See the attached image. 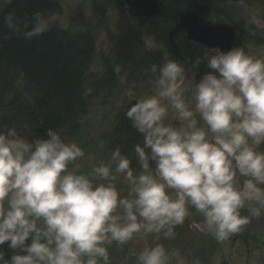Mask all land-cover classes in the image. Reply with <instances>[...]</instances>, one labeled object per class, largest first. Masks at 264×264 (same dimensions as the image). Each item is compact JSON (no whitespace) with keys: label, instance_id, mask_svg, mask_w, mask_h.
Here are the masks:
<instances>
[{"label":"clouds","instance_id":"9594fccd","mask_svg":"<svg viewBox=\"0 0 264 264\" xmlns=\"http://www.w3.org/2000/svg\"><path fill=\"white\" fill-rule=\"evenodd\" d=\"M51 17L37 13L25 35ZM204 58L213 71L199 81L171 57L151 66V91L126 112L142 135L131 153L86 151L54 129L0 131V245L13 250L0 264H113L128 245L131 264H200L168 243L186 221L222 243L264 217V55L236 46Z\"/></svg>","mask_w":264,"mask_h":264},{"label":"rangeland","instance_id":"374dc122","mask_svg":"<svg viewBox=\"0 0 264 264\" xmlns=\"http://www.w3.org/2000/svg\"><path fill=\"white\" fill-rule=\"evenodd\" d=\"M209 1L205 17L236 25L237 45L264 55V0ZM158 2L161 15L146 24L124 18L120 7L105 0H11L0 5V131L15 127L32 140L47 138V130L54 129L86 151L96 152L104 144L102 155L117 145L131 153L142 135L126 112L135 103L132 97L151 91V66L171 57L196 81L207 69L205 49L190 42L179 25L180 14L193 9L194 0ZM37 13L52 16L53 22L29 38L25 33L35 25ZM9 14L16 28L9 26ZM251 227L250 222L218 243L193 216L168 243L200 264H264V239L253 240ZM0 250L6 258L13 252L8 246ZM132 250V245L115 249L113 264L125 258L131 264Z\"/></svg>","mask_w":264,"mask_h":264},{"label":"water","instance_id":"95a60500","mask_svg":"<svg viewBox=\"0 0 264 264\" xmlns=\"http://www.w3.org/2000/svg\"><path fill=\"white\" fill-rule=\"evenodd\" d=\"M126 1L130 6L136 9L140 8L143 2V0L142 2L140 0ZM147 8V13L149 15H153L156 12V6L151 4V2L147 5ZM181 20L190 39L207 44L211 47L223 46V44L226 43L227 45L223 51L231 49L235 37L234 31L227 32L226 27L206 23L201 19L199 11L185 13L182 15Z\"/></svg>","mask_w":264,"mask_h":264},{"label":"flooded vegetation","instance_id":"af4514ba","mask_svg":"<svg viewBox=\"0 0 264 264\" xmlns=\"http://www.w3.org/2000/svg\"><path fill=\"white\" fill-rule=\"evenodd\" d=\"M106 1H110L112 3H115L116 5H122V0H106ZM122 8L124 10H127L130 14L131 17H137L140 21L144 20V21H148L147 18H144V16H141L139 14H136L134 12H131L129 11L126 7L122 6ZM208 70L210 71L211 69L208 67ZM264 221V217H261L259 219H256L255 218V222L253 223L252 227L255 231V235H254V238L256 239V236H260L262 239H264V231L262 230L261 228V225H263V222Z\"/></svg>","mask_w":264,"mask_h":264},{"label":"trees","instance_id":"16d2710c","mask_svg":"<svg viewBox=\"0 0 264 264\" xmlns=\"http://www.w3.org/2000/svg\"><path fill=\"white\" fill-rule=\"evenodd\" d=\"M127 130V129H126ZM128 131V130H127Z\"/></svg>","mask_w":264,"mask_h":264}]
</instances>
